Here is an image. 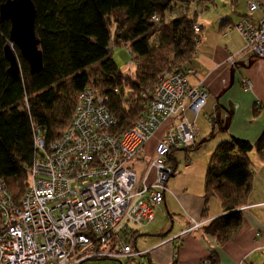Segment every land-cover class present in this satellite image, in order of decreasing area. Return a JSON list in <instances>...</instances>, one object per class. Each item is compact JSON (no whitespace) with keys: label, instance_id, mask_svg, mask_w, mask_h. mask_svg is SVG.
<instances>
[{"label":"built area","instance_id":"1","mask_svg":"<svg viewBox=\"0 0 264 264\" xmlns=\"http://www.w3.org/2000/svg\"><path fill=\"white\" fill-rule=\"evenodd\" d=\"M197 2L192 0L189 12L195 13ZM259 7L258 1L250 2L248 17L234 27L246 49L264 58V19H250ZM186 12L183 6L151 21L159 28ZM193 32L198 43L200 27L194 25ZM196 76L192 67L163 73L152 91H143L139 120L122 133L116 130L108 97L91 87L77 95L59 138L45 142L34 128V160L19 202L0 173V264H82L144 256L132 246L134 228L153 221V208L163 203L166 183L177 168L174 155L196 146L195 119L206 102L203 84L189 82ZM243 85L246 91L252 87L248 80ZM188 111L192 121L185 115ZM166 124L141 177L131 162L140 160L141 150ZM191 164L185 158L184 168ZM200 225L193 222L184 234Z\"/></svg>","mask_w":264,"mask_h":264},{"label":"trees","instance_id":"2","mask_svg":"<svg viewBox=\"0 0 264 264\" xmlns=\"http://www.w3.org/2000/svg\"><path fill=\"white\" fill-rule=\"evenodd\" d=\"M6 1L0 0V5ZM31 1L36 9L34 29L42 54L40 73L31 74L15 48L19 73L8 74L4 48L9 44L10 23L0 22V173L16 202L28 187V170L35 151L34 128L45 142L60 137L71 120L77 95L90 87L86 70L98 66L100 88L95 90L108 97L117 132L129 130L141 116L143 90L152 91L166 71L190 67L197 45L194 17L203 0H198L192 14L188 11L192 0ZM183 6L187 12L169 25L156 28L151 21L154 15L164 17ZM114 13L122 14L121 20L114 21V46H128L131 58L142 63L133 79L121 74L109 54V19ZM174 61L182 66L170 68ZM127 83L129 95L135 97L129 105L123 98ZM251 151L264 163V133L255 143L232 137L221 143L210 158L204 198L219 199L224 214L203 229L219 244L233 239L241 227V209L252 189Z\"/></svg>","mask_w":264,"mask_h":264},{"label":"crops","instance_id":"3","mask_svg":"<svg viewBox=\"0 0 264 264\" xmlns=\"http://www.w3.org/2000/svg\"><path fill=\"white\" fill-rule=\"evenodd\" d=\"M252 1H258L260 6L250 16L257 23L264 19V0H203L194 17L201 33L189 65L197 76L189 77V82L203 84L206 102L195 119L196 146L184 152L192 164L177 176V163L175 174L166 183L163 203L153 208L154 219L159 213L170 226L166 227V222L163 229L147 232L153 240L144 245L141 253L145 252L149 264H201L205 259L211 264H264V163L255 151L248 154L253 164L252 189L241 209V227L233 239L219 244L205 233L203 226L224 214L221 202L217 198L205 200L206 171L196 169L189 156L198 152L196 160L202 158L207 170L221 143L232 137L255 143L264 133V58L254 57L246 49L245 40L234 27L248 17V4ZM247 80L252 87L246 91L243 82ZM185 115L189 121L194 119L190 111ZM166 130L167 124L148 142L147 150L153 153ZM138 162L137 173L142 177L145 167L141 158ZM152 180L150 177L149 182ZM193 222L201 225L184 234ZM140 227L134 228L132 237L135 252H140L136 250V238L147 234L141 233Z\"/></svg>","mask_w":264,"mask_h":264},{"label":"rangeland","instance_id":"4","mask_svg":"<svg viewBox=\"0 0 264 264\" xmlns=\"http://www.w3.org/2000/svg\"><path fill=\"white\" fill-rule=\"evenodd\" d=\"M199 12V11H198ZM189 14H192V11L189 12ZM190 16V15H189ZM119 18L120 20L122 19V14L121 13H114L111 18L109 19V25H110V29H111V43H110V56L111 59L113 60V62L115 63V65L117 66V68L119 69V71L121 72V74L125 77H128L130 79L134 78V73L136 72V69H138V67L142 64L140 60L137 59H133L131 58L132 56H130L127 51L128 50V46H114L113 43V33H114V21ZM13 52L16 55V51L15 48L12 47ZM130 61H132V66H129ZM180 62L178 61H174V63L170 66V68H177L179 66ZM98 70V66H94L91 67L89 69L86 70V72H88L89 76H90V83L89 86L93 89H98L100 88L99 85V76L96 73ZM166 70V69H165ZM166 72H170V71H166ZM164 72V73H166ZM129 88L130 86L128 85V83L125 85L124 87V97L125 98V103L127 105L130 104L131 100L134 99L135 97L133 95H129ZM147 90H151L149 88H146ZM144 91V90H143ZM138 93L135 92V95H137ZM129 98V100H128ZM137 121V119L135 120ZM64 129L61 131L63 132ZM147 145L141 150L140 152V158H141V162L144 166H146V164L150 161L151 157H152V152H150L149 150H147ZM199 153L198 152H192L189 153L190 158L192 159V161L195 164L196 169L201 170V172L206 171V168L204 170V162L202 160V158L198 160H196V157ZM256 154V152H255ZM184 158H185V154L182 151H179L175 154V159L176 162L178 163V168H177V176L180 173H184L185 170L183 169V163H184ZM258 158V157H257ZM251 159V158H250ZM260 160V159H259ZM206 161V159H205ZM139 162L137 161H133L131 162V164L135 166L136 170L140 168V166L138 165ZM252 164V161L250 162ZM253 165V164H252ZM200 172V173H201ZM204 174V173H203ZM201 174V175H203ZM205 175V174H204ZM172 178V177H171ZM170 178V179H171ZM166 218L162 217L161 214H155V219L153 221H151L150 223L145 224V228H141V233H147V232H151L153 230H161L164 228V226L166 225ZM169 223V222H168ZM170 226L167 225L166 227ZM165 227V228H166ZM169 228V227H168ZM151 234L147 233L146 236L142 234V236H138L136 238V250L138 251H143L145 249L144 245H147V242H149V240L152 239V237H149ZM146 240V241H145ZM153 240V239H152ZM82 264H149L148 259L145 258L144 256H136L134 258L131 259H102V258H98V259H94V260H90V261H86Z\"/></svg>","mask_w":264,"mask_h":264},{"label":"water","instance_id":"5","mask_svg":"<svg viewBox=\"0 0 264 264\" xmlns=\"http://www.w3.org/2000/svg\"><path fill=\"white\" fill-rule=\"evenodd\" d=\"M36 9L31 0H7L0 5V22H9V44L4 48V57L9 64L8 74L19 73L16 48L20 57L29 67L31 74H38L42 69V54L35 34L34 24Z\"/></svg>","mask_w":264,"mask_h":264}]
</instances>
